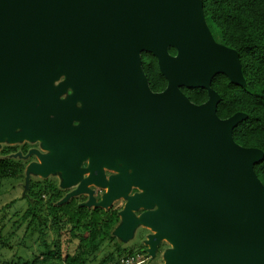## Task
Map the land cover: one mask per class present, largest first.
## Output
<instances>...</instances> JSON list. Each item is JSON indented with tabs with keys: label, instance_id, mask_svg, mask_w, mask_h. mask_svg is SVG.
Returning <instances> with one entry per match:
<instances>
[{
	"label": "water",
	"instance_id": "water-1",
	"mask_svg": "<svg viewBox=\"0 0 264 264\" xmlns=\"http://www.w3.org/2000/svg\"><path fill=\"white\" fill-rule=\"evenodd\" d=\"M143 50L156 55L164 89L150 86ZM221 72L247 83L204 0H0V147L39 140L26 188L31 172H60L71 189L59 203L124 199L112 233L129 240L150 228L151 256L171 244L163 264H264L255 169L264 149L234 137L247 112L219 115L212 80ZM181 86L204 87L208 98L195 102ZM93 186L105 188L99 198Z\"/></svg>",
	"mask_w": 264,
	"mask_h": 264
},
{
	"label": "trees",
	"instance_id": "trees-1",
	"mask_svg": "<svg viewBox=\"0 0 264 264\" xmlns=\"http://www.w3.org/2000/svg\"><path fill=\"white\" fill-rule=\"evenodd\" d=\"M204 9L216 39L239 51L247 81L238 84L222 72L213 77L212 86L222 96L218 113L227 117L239 110L247 112V117L234 127V137L243 145L264 149V0H204ZM171 51L176 49L171 47ZM142 59L152 89H164L168 80L160 70L156 55L144 50ZM183 90L198 103L208 98V90L204 87L183 86ZM25 146L26 151L27 144ZM14 150L17 146L9 144L2 152ZM26 165L27 161L20 157H0V177L24 176ZM255 169L264 182V157L256 162ZM67 192L52 175L30 178L25 194L29 204L23 217H30V223L38 220L45 224L51 218L58 232L68 230L70 240H76V246L73 251L69 249L63 254L58 241L55 248L45 242L46 256L40 261L28 260L24 264H85L91 251L101 248L100 239H112L111 233L120 221L118 208L83 205L82 201L88 198L83 194L59 203ZM120 248V245L116 246V250ZM115 258V252L110 250L100 264Z\"/></svg>",
	"mask_w": 264,
	"mask_h": 264
},
{
	"label": "rangeland",
	"instance_id": "rangeland-1",
	"mask_svg": "<svg viewBox=\"0 0 264 264\" xmlns=\"http://www.w3.org/2000/svg\"><path fill=\"white\" fill-rule=\"evenodd\" d=\"M22 142L23 141L10 142L5 140L1 144L0 150L4 144H21ZM31 143L36 145L40 143V141L35 140ZM38 147L40 148L41 144ZM40 149L43 148L41 147ZM27 158L28 160L39 159L35 153L31 154L29 157L27 156ZM51 175L58 180L61 178L60 172ZM29 176L30 178L35 176L43 177L41 174H36L34 172H31ZM26 192L27 188L24 176L17 178L0 177V264H24L28 260L32 261L35 259L40 261V258L46 256L47 247L45 242H47L51 248H55V243L58 241L63 254L69 250L70 245V248H73L72 242L76 244V240H70V234L67 229L58 232L57 229L53 227L51 218H49L47 224H45L38 220L30 223V217H23L29 204V199L25 195ZM98 196H100V193ZM121 203L122 199L115 200L113 208H120L122 205ZM149 230L151 229L138 226L135 234L129 240H123L113 233H111L112 239H100L101 248L96 252L91 251L89 254V264H95L94 261L97 259L106 258L108 252L115 249L117 245L121 246L120 249L115 250V255L117 254V256L132 249L145 250L146 244L144 243V238ZM170 245V242L165 240L161 243L155 256H151L149 260L147 259V262L145 261L140 264H162L163 250ZM94 258L96 259L94 260Z\"/></svg>",
	"mask_w": 264,
	"mask_h": 264
},
{
	"label": "flooded vegetation",
	"instance_id": "flooded-vegetation-1",
	"mask_svg": "<svg viewBox=\"0 0 264 264\" xmlns=\"http://www.w3.org/2000/svg\"><path fill=\"white\" fill-rule=\"evenodd\" d=\"M144 51V50H143ZM142 51V52H143ZM170 51H171V47H170ZM172 52V51H171ZM177 51H175V52H172L173 54H175ZM149 80V79H148ZM149 84H150V82H149ZM151 86V85H150ZM167 86V85H166ZM181 88L183 89V86H181ZM32 141H28V140H25V141H23L21 144H10V143H7V144H4V146L1 148V150H0V157H20V158H22L23 160H26L27 161V164L30 162V161H32V160H39V159H29L28 160V158H27V154H28V152L30 151V149H32V148H39L38 146L40 145V143H37L36 145H34V144H32L31 143ZM16 145L17 146V150H14V151H12V152H9V153H4V152H2V149L6 146V145ZM27 144V150L25 151L24 150V148H26V145ZM41 148V147H40ZM42 150V149H41ZM33 153H35L37 156H38V154L36 153V152H32V153H30L29 155H28V157L31 155V154H33ZM39 157V156H38ZM87 163H88V160H85V162L83 163V166H86L87 165ZM117 172V170L116 169H109V168H106V173H107V175L109 176L110 174H112V173H116ZM25 174H24V177H25V180H26V170H25V172H24ZM51 176V175H50ZM59 184H60V181H59ZM94 187V189H95V194H96V196L99 198L100 196H101V194L105 191V188H98V187H95V186H93ZM71 188H67V190L69 191ZM137 190H139L138 188H136V187H134L133 189H132V192H135V191H137ZM100 193V196H98V194ZM83 195H87V194H83ZM87 197H88V195H87ZM124 203H125V200L124 199H122V205H121V207L120 208H118V211L123 207V205H124ZM110 207H113V204L110 206ZM109 208V207H108ZM143 211V209H139V211H137L138 213H141ZM147 229V228H146ZM149 232H151V230H149ZM148 232V233H149ZM164 242V241H163ZM148 253V252H147ZM149 254V253H148ZM151 257V255L149 254V258Z\"/></svg>",
	"mask_w": 264,
	"mask_h": 264
},
{
	"label": "built area",
	"instance_id": "built-area-1",
	"mask_svg": "<svg viewBox=\"0 0 264 264\" xmlns=\"http://www.w3.org/2000/svg\"><path fill=\"white\" fill-rule=\"evenodd\" d=\"M147 259H149V254L146 249H136L107 264H140Z\"/></svg>",
	"mask_w": 264,
	"mask_h": 264
},
{
	"label": "crops",
	"instance_id": "crops-1",
	"mask_svg": "<svg viewBox=\"0 0 264 264\" xmlns=\"http://www.w3.org/2000/svg\"><path fill=\"white\" fill-rule=\"evenodd\" d=\"M71 244H72V247H73V248H70V247H71V245H70L69 249H70L71 251H73V250L75 249L76 244H75L74 242H72ZM115 250H116V248L113 249V250H111V251L115 252ZM134 250H136V249H134ZM129 251H131V250H129ZM132 251H133V249H132ZM127 252H128V251L124 252L122 255L126 254ZM122 255H120V256H122ZM120 256H117V254H116L115 257H117V258H115V260L118 259ZM95 259H96V258H94V260H95ZM94 260H93V261H94ZM148 260H149V259H148ZM148 260H146V262H147ZM101 261H102V258L95 260L94 263H95V264H100ZM163 262H164V260H163ZM163 262H162V264H163ZM89 263H90V259L88 258V260H87V262H86L85 264H89Z\"/></svg>",
	"mask_w": 264,
	"mask_h": 264
}]
</instances>
